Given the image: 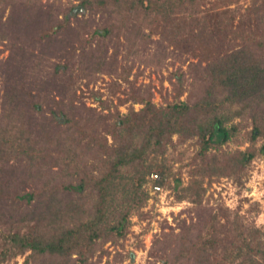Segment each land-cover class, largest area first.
Segmentation results:
<instances>
[{"label": "trees", "instance_id": "1", "mask_svg": "<svg viewBox=\"0 0 264 264\" xmlns=\"http://www.w3.org/2000/svg\"><path fill=\"white\" fill-rule=\"evenodd\" d=\"M0 46V264H123L168 189L193 207L147 264H264V231L205 203L264 158V0H0Z\"/></svg>", "mask_w": 264, "mask_h": 264}, {"label": "rangeland", "instance_id": "2", "mask_svg": "<svg viewBox=\"0 0 264 264\" xmlns=\"http://www.w3.org/2000/svg\"><path fill=\"white\" fill-rule=\"evenodd\" d=\"M0 49L2 47L0 46ZM9 51H5L1 54V59H6L9 56ZM151 79H156V84L159 86V82L157 81V76L154 73H150L147 71V75L144 78H141L140 81L144 83H149ZM107 81L110 78H106ZM105 82H100L99 85L91 86V88L98 89L105 87ZM1 87V83H0ZM165 87L168 91L171 90V86L168 82L165 83ZM86 90V89H85ZM107 93L104 89L102 90ZM87 94H90L87 92ZM108 96L104 95L102 100H106ZM162 101L159 93L156 94L154 98V102L160 104ZM100 101H98V97L93 96L92 99H87L88 106L100 108ZM115 103L117 101L115 100ZM141 105H136V109L139 110ZM128 107H121V111L126 113ZM106 113L108 111H105ZM1 115V109H0ZM178 136L174 138L175 142H178ZM193 141L189 140L186 145H180L177 154H171V156H175L176 159L178 157V153L180 151H186V158L182 161H173L174 162V171L175 174H179L182 172L184 175V182L187 184L188 182V170L190 169V160L193 158L194 154L197 151V146L193 145ZM262 145V142L259 143V146ZM233 149H236L234 144L230 145ZM249 144L246 142L244 146L241 147L242 150H245ZM184 167V168H183ZM183 168V169H182ZM173 181V182H172ZM174 187L177 182L171 178L170 182ZM205 188L207 189L205 203L209 204L213 208H218L222 206L225 209L230 211V215L234 217L236 212L243 217V220L249 223H253L257 228H261L264 231V158H260L259 160L254 161L250 169V177L248 178L245 188L239 187L237 183L228 178H223L221 180L214 181L212 184H209V181L206 182ZM208 200L209 203H208ZM155 207L159 212L160 216L157 217L155 221L151 223L153 229H151L148 233L143 234L147 223H144L143 226L136 225L133 228V233L130 235L129 240L127 241V246L124 253L129 254L130 256H134V259H126L123 264H147L148 263V252L152 247L153 240L155 234L161 232L163 228H165L166 232H170V228L168 226L175 227L174 217H181L182 219H188L187 210L193 207L192 203L189 201L177 202L175 199V193L172 189H168L167 191H163L159 197V202H155ZM258 204V208L260 213L256 211L249 212L252 205ZM154 201L150 202V206L147 209L153 207ZM138 236V237H137ZM142 240L145 248H138L137 244ZM106 248L112 252L110 257L104 256L101 264H107L108 261L111 264L114 263V254L115 249L111 244H108ZM25 257L19 256L17 259H14L6 264H24Z\"/></svg>", "mask_w": 264, "mask_h": 264}, {"label": "built area", "instance_id": "3", "mask_svg": "<svg viewBox=\"0 0 264 264\" xmlns=\"http://www.w3.org/2000/svg\"><path fill=\"white\" fill-rule=\"evenodd\" d=\"M155 179H159V177L157 175L154 176ZM157 190H160L159 188H157Z\"/></svg>", "mask_w": 264, "mask_h": 264}]
</instances>
